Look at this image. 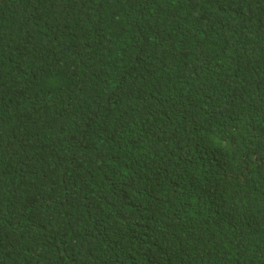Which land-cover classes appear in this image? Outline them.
I'll list each match as a JSON object with an SVG mask.
<instances>
[{"label": "trees", "instance_id": "trees-1", "mask_svg": "<svg viewBox=\"0 0 264 264\" xmlns=\"http://www.w3.org/2000/svg\"><path fill=\"white\" fill-rule=\"evenodd\" d=\"M0 264H264V0H0Z\"/></svg>", "mask_w": 264, "mask_h": 264}]
</instances>
